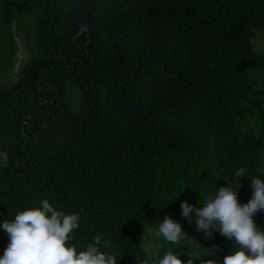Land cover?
Masks as SVG:
<instances>
[{
    "label": "trees",
    "instance_id": "trees-1",
    "mask_svg": "<svg viewBox=\"0 0 264 264\" xmlns=\"http://www.w3.org/2000/svg\"><path fill=\"white\" fill-rule=\"evenodd\" d=\"M262 26L264 0H0V256L2 223L46 198L79 214L78 251L100 235L117 264L223 262L234 242L215 229L155 255L136 235L182 225L183 193L203 207L229 186L243 204L264 179Z\"/></svg>",
    "mask_w": 264,
    "mask_h": 264
},
{
    "label": "clouds",
    "instance_id": "clouds-1",
    "mask_svg": "<svg viewBox=\"0 0 264 264\" xmlns=\"http://www.w3.org/2000/svg\"><path fill=\"white\" fill-rule=\"evenodd\" d=\"M0 157L7 159V154L0 153ZM235 176L244 177L245 169H238ZM251 187L252 196L243 204L238 202L237 190L229 186L216 190L203 207L181 201V216L191 223L194 212L196 231H203L206 239L213 237L215 229L232 244L234 242L235 250L232 247L231 253L224 256L223 264H264V230L253 219L258 211L264 210V179L253 177ZM79 220V214L57 210L46 198L39 202L38 207L18 211L13 220L2 223L9 239L0 256V264H117L114 254L101 250L111 244L100 235L79 251L75 245H69L68 241L74 238L73 230L79 228ZM151 234L171 244H179L187 235L182 225L169 215L160 220ZM155 264L184 262L174 252L168 251ZM187 264H193V260L189 259ZM201 264L219 262L209 259L201 261Z\"/></svg>",
    "mask_w": 264,
    "mask_h": 264
},
{
    "label": "rangeland",
    "instance_id": "rangeland-1",
    "mask_svg": "<svg viewBox=\"0 0 264 264\" xmlns=\"http://www.w3.org/2000/svg\"><path fill=\"white\" fill-rule=\"evenodd\" d=\"M253 34L250 37V42L252 45V48L256 52L264 51V38L262 37L264 34V26L262 27H255L252 29ZM1 47V43H0ZM181 201H187L190 205L191 202L189 200V196L187 193H183L182 195L178 196L177 198V208L179 213L181 214L182 209L180 207ZM192 216V222L189 223L187 218H184V222L182 223V229L187 235H195L197 233L196 231V215L193 212L191 214ZM154 230L150 226L144 227L138 234L136 235V240L140 244V246L143 248L145 253L147 255H155L158 251V248L160 246L161 238H157L153 236L151 233H153ZM144 236V238H143ZM200 260L197 264H201V261L213 259L219 262V264H223L222 261L218 258L217 254L215 252H206L203 254H200Z\"/></svg>",
    "mask_w": 264,
    "mask_h": 264
}]
</instances>
